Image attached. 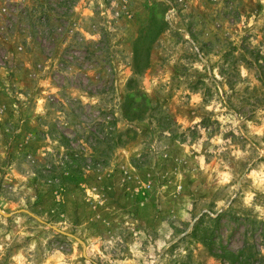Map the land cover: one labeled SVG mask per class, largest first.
<instances>
[{"label":"rangeland","instance_id":"rangeland-1","mask_svg":"<svg viewBox=\"0 0 264 264\" xmlns=\"http://www.w3.org/2000/svg\"><path fill=\"white\" fill-rule=\"evenodd\" d=\"M152 1L136 78L158 107L126 122ZM258 53L264 0H0V264H229L191 236L203 214L214 252L264 264ZM108 117L134 137L104 153Z\"/></svg>","mask_w":264,"mask_h":264},{"label":"trees","instance_id":"trees-1","mask_svg":"<svg viewBox=\"0 0 264 264\" xmlns=\"http://www.w3.org/2000/svg\"><path fill=\"white\" fill-rule=\"evenodd\" d=\"M150 11L148 16V21L145 26L140 29L138 38L133 44L132 50V72L133 76L129 77L125 83V94L123 99L118 105V109L121 118L126 122H139L145 119L146 116H151L153 112L158 107V103L153 104L147 93L139 86L137 75H140L148 66V55L150 50V45L158 35L165 29L166 21L163 19V13L166 10L160 2L152 1L149 5ZM162 8V9H161ZM162 10L157 14V10ZM264 57L260 56L258 53L256 57L253 58V62L260 69L263 65L260 60ZM264 83V80L260 79ZM108 120H103L101 126L99 127L102 131L107 129L108 134L102 136L99 141L103 144V151L106 149H113L117 147H122L133 139L134 134L130 135L134 130L132 128H127L124 131L116 130L115 125L117 119L113 118ZM160 123V122H159ZM112 126V128H111ZM106 127V128H105ZM77 158L74 156L70 160L72 166L78 167ZM205 217H208L210 224L204 225L203 221ZM220 215L217 214L215 217H209L207 214L201 215L197 220L194 221L192 226L191 236H193L199 243L205 246L210 255L221 260H226L229 264H252L251 257L238 258V254L228 250L222 251L218 254L213 251V237H214V226L218 221ZM244 259V260H243Z\"/></svg>","mask_w":264,"mask_h":264}]
</instances>
